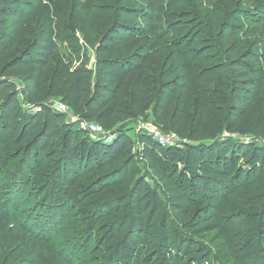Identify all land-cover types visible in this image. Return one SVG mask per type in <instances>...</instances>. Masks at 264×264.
Returning <instances> with one entry per match:
<instances>
[{
	"label": "trees",
	"instance_id": "16d2710c",
	"mask_svg": "<svg viewBox=\"0 0 264 264\" xmlns=\"http://www.w3.org/2000/svg\"><path fill=\"white\" fill-rule=\"evenodd\" d=\"M246 2L237 1L242 5ZM205 3L206 0H121L117 8L125 14L124 19L109 27L111 33L95 49L99 87L106 86L111 77L117 81V90L131 80V106L138 113L149 111L158 128L180 140L193 139L202 128L207 100L200 97L201 91L217 94L218 106L214 109L222 112V126L230 135L252 133L248 121L257 120L258 124L264 110V6L247 9L230 5L219 29L209 24L208 31L205 16L211 13H207ZM19 5V0H0V58L25 28L27 17L10 12ZM24 8L29 15L28 7ZM257 27H262L263 34L252 40ZM55 32L47 22L35 31L21 53L0 69V165L7 168L16 163L17 170L29 177L44 170L45 191L65 199L72 197L83 174L104 171L85 187L83 196H102L105 201L96 214L114 222L104 247L110 264H151L133 239L137 241L146 234L159 213L163 214L161 247L169 264H188L191 260L197 264L211 260L214 264H264V197L257 208L245 211L248 240L241 247L232 246L223 225L225 193L231 187L236 191L253 186L256 178L264 179V148L240 145L232 138L207 147H162L145 132L133 139L122 130L110 143L89 136L75 144L73 125L62 113L44 105L47 98L62 96L74 116L106 130L117 129L130 115L121 110L117 90L92 95L83 72L68 69L66 62H61L49 77L45 75V67L56 52ZM199 34L207 42L219 41L222 50L212 45H206L209 49L201 47ZM142 38L145 39L131 53L121 54ZM165 46L170 47L167 61L160 67L153 90L147 81V67ZM197 63L203 65L198 67ZM29 68L32 74L22 79L21 90L4 76L8 71ZM193 90L198 98L196 104ZM18 96L40 110L23 112ZM125 154H129L127 168L131 166L137 172V164L142 163L164 198L151 189L144 177L135 183H130L129 177L123 183L115 181L120 176L116 164ZM238 162L242 164L238 166ZM118 182L124 184L126 192L109 198V187ZM168 213L181 217L184 232L216 231L214 243L219 260L211 259L206 251L192 244L174 248Z\"/></svg>",
	"mask_w": 264,
	"mask_h": 264
},
{
	"label": "rangeland",
	"instance_id": "374dc122",
	"mask_svg": "<svg viewBox=\"0 0 264 264\" xmlns=\"http://www.w3.org/2000/svg\"><path fill=\"white\" fill-rule=\"evenodd\" d=\"M237 1L246 2L247 0H206L204 6L207 10L204 8L202 14L205 16V10L211 13L205 16L208 19V31L212 25L215 27L217 25L216 28L219 29V23L221 20L224 21L223 17L230 5L247 9L264 6V0H248L244 5L238 4ZM19 2L22 5L14 7L10 12L17 13L18 17H27L25 28L21 31V37L14 40L7 52L0 58V69L23 51L37 29L44 28L47 22H51L53 28L56 29L54 41L57 47L45 67V75L49 77L61 62H66L68 69L77 68L83 72L92 95H105L107 92L104 90L112 92L117 90L115 86L117 81L112 77L106 86L99 87L97 83L99 66L95 49L102 45L105 35L111 33L112 30L109 27L113 28L114 22L120 23L124 19L125 14L117 8L121 0H19ZM25 6L29 9V15L24 13ZM253 31L255 35L251 36L252 40L263 34L262 27H257ZM203 37L202 34L197 37L201 47L209 49L206 45H212L213 49L222 50V44L219 41L207 42L203 40ZM144 39L132 43L130 49L121 54L131 53ZM169 49V46H165L162 50H158L148 64L147 81L153 90H155L153 86H155L160 67L162 69L167 61ZM195 65L201 67L203 64ZM32 71V68L12 70L6 72L4 76L12 79L17 89L21 90L24 88L22 79L32 74ZM65 80L68 85L69 79L66 77ZM130 82L131 80H128L116 91L121 110L130 116L120 122L115 130H106L101 127L99 139L95 141L110 143L119 130L135 139L140 132L148 133L145 129L148 125L158 127L153 122L149 111L138 113V110L131 106ZM209 86L213 89L214 84ZM200 94L201 98L207 100L205 120L201 130L190 140H180L172 133L174 138L172 146L183 147L189 144L207 147L232 138L240 145L264 148V110L261 112L258 124H256L257 120L248 121L249 128L253 130L252 133L246 136L230 135L222 126V112L214 109L218 106L217 94L208 95L205 91H201ZM192 95L196 98L194 101L196 104L198 98L195 90L192 91ZM62 98V96H51L43 103L52 110H57L59 105L66 106ZM17 102L20 109L27 114H33L32 111H36L31 109L34 105L24 103L21 96H18ZM34 107L39 109L38 106ZM60 113L65 116L68 124L73 125L71 130L75 144L84 137L85 141L88 140V133H81L72 123L76 116L69 107L66 106L65 110H60ZM160 131L163 135L167 134L161 129ZM128 163L129 154L123 155L118 160L115 169L120 170V176H116L115 181L123 183L125 178L129 177L130 183H135L136 180L144 177L151 189L164 198L160 187L148 175L142 163L137 164V172L130 169L131 166L127 168ZM241 164L242 162H238L237 165ZM17 167L16 163L7 168L0 165V264H110L104 247L109 237V229L114 222L106 218L100 219L96 214V210L105 201L102 196L88 199L83 196L85 187L105 172L83 174L78 187L72 190V197L65 199L60 194L51 195L45 191L44 181L47 175H43L44 170H39L38 173L29 177L26 173H20ZM255 180L253 186L236 191L231 187L223 196V225L228 230L233 247L239 248L248 240L244 216L247 211L251 210V207L257 208L264 197V179L256 178ZM119 182L109 187V198L126 192L124 184L119 185ZM194 211L195 208L192 214ZM167 217L171 231L170 240L174 248L192 244L196 249L200 247L201 250L206 251L211 255V259L219 260L217 244L214 243L216 231L198 234L194 233L195 230L184 232L181 228L183 221L180 216L168 213ZM162 218V213L156 214L148 232L141 235L137 241L133 239L136 246L150 259L151 264H169L161 247ZM188 264L197 263L191 260ZM208 264L214 263L211 260Z\"/></svg>",
	"mask_w": 264,
	"mask_h": 264
},
{
	"label": "built area",
	"instance_id": "2783aa9c",
	"mask_svg": "<svg viewBox=\"0 0 264 264\" xmlns=\"http://www.w3.org/2000/svg\"><path fill=\"white\" fill-rule=\"evenodd\" d=\"M66 106L64 105H59V107L57 108V112H60V110H65ZM31 109H36L34 106ZM40 110V109H37ZM75 124V126L82 132H86L88 133V135L90 136V138H92L93 140H98L99 139V135L101 134V127L93 122H89L86 120H83L81 118H73V122ZM148 131V135L151 136L158 144H160L162 147H169L172 146V140H174L173 138V134H165L163 135L160 131V129L156 126H152V125H148L147 128ZM180 147V146H179Z\"/></svg>",
	"mask_w": 264,
	"mask_h": 264
}]
</instances>
